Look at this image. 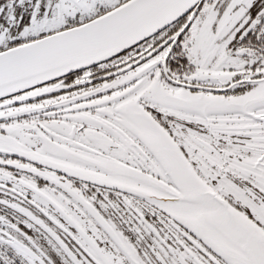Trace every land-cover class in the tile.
Masks as SVG:
<instances>
[{
  "label": "snow or ice",
  "instance_id": "1",
  "mask_svg": "<svg viewBox=\"0 0 264 264\" xmlns=\"http://www.w3.org/2000/svg\"><path fill=\"white\" fill-rule=\"evenodd\" d=\"M0 264H264V0H0Z\"/></svg>",
  "mask_w": 264,
  "mask_h": 264
}]
</instances>
